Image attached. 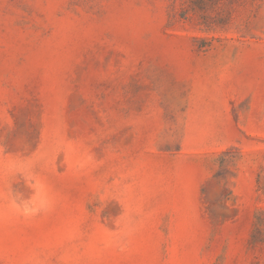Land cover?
Listing matches in <instances>:
<instances>
[{"label": "rangeland", "instance_id": "rangeland-1", "mask_svg": "<svg viewBox=\"0 0 264 264\" xmlns=\"http://www.w3.org/2000/svg\"><path fill=\"white\" fill-rule=\"evenodd\" d=\"M262 210L264 0H0V264H264Z\"/></svg>", "mask_w": 264, "mask_h": 264}, {"label": "trees", "instance_id": "trees-1", "mask_svg": "<svg viewBox=\"0 0 264 264\" xmlns=\"http://www.w3.org/2000/svg\"><path fill=\"white\" fill-rule=\"evenodd\" d=\"M264 210L260 211L257 216V223H256V234H260L261 230L264 226Z\"/></svg>", "mask_w": 264, "mask_h": 264}]
</instances>
